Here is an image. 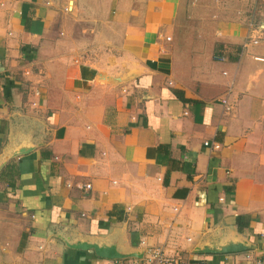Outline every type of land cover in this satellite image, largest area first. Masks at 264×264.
Returning a JSON list of instances; mask_svg holds the SVG:
<instances>
[{
  "label": "crops",
  "instance_id": "obj_1",
  "mask_svg": "<svg viewBox=\"0 0 264 264\" xmlns=\"http://www.w3.org/2000/svg\"><path fill=\"white\" fill-rule=\"evenodd\" d=\"M260 29L264 0H0V264H264Z\"/></svg>",
  "mask_w": 264,
  "mask_h": 264
},
{
  "label": "built area",
  "instance_id": "obj_2",
  "mask_svg": "<svg viewBox=\"0 0 264 264\" xmlns=\"http://www.w3.org/2000/svg\"><path fill=\"white\" fill-rule=\"evenodd\" d=\"M264 38V29H260L255 37L250 40L253 44H257L259 40ZM85 188H90V185H85ZM106 264H206L204 261L198 263H191L183 260L178 256L169 255L165 249L160 246L149 247L145 256L141 259H112ZM259 264V263H256Z\"/></svg>",
  "mask_w": 264,
  "mask_h": 264
},
{
  "label": "water",
  "instance_id": "obj_3",
  "mask_svg": "<svg viewBox=\"0 0 264 264\" xmlns=\"http://www.w3.org/2000/svg\"><path fill=\"white\" fill-rule=\"evenodd\" d=\"M101 257L103 258H107V259H123V258H127V257H124V256H119V255H116V254H111V253H108V254H102Z\"/></svg>",
  "mask_w": 264,
  "mask_h": 264
},
{
  "label": "trees",
  "instance_id": "obj_4",
  "mask_svg": "<svg viewBox=\"0 0 264 264\" xmlns=\"http://www.w3.org/2000/svg\"><path fill=\"white\" fill-rule=\"evenodd\" d=\"M241 223H242V222L240 221V217H238V218H237V225L239 226V228H242ZM244 225H245V224H244Z\"/></svg>",
  "mask_w": 264,
  "mask_h": 264
},
{
  "label": "rangeland",
  "instance_id": "obj_5",
  "mask_svg": "<svg viewBox=\"0 0 264 264\" xmlns=\"http://www.w3.org/2000/svg\"><path fill=\"white\" fill-rule=\"evenodd\" d=\"M72 4H73V2L71 1V2L68 4V8H70V9H71V8L73 7V5H72Z\"/></svg>",
  "mask_w": 264,
  "mask_h": 264
}]
</instances>
